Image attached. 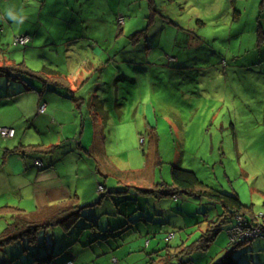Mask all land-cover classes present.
Listing matches in <instances>:
<instances>
[{
  "label": "rangeland",
  "instance_id": "1",
  "mask_svg": "<svg viewBox=\"0 0 264 264\" xmlns=\"http://www.w3.org/2000/svg\"><path fill=\"white\" fill-rule=\"evenodd\" d=\"M1 2L0 64L12 59L33 71L59 70L70 86L0 75V124L19 122L18 130L27 126L36 116L28 121L24 117L32 110L31 93H40L45 95L42 102L50 104L42 116L50 115V128L33 131L34 137L27 139L55 143L60 123H65L62 141L68 145L62 148L74 147L92 167L99 163L113 174L107 179L99 173L96 187L102 183L105 190L97 189V198L108 191L115 172L120 176L117 190L131 183L150 188L171 183L172 166L178 165L194 171L205 187L237 194L248 205L246 215L264 223V34L258 31L262 26L264 33V0ZM8 9L17 20L6 15ZM20 35L34 41L16 43ZM72 96L84 98L80 107ZM90 101L99 106L96 114L87 115ZM54 105L56 116L50 112ZM5 140L0 136V173ZM87 179L85 173L83 181ZM2 185L0 181V191ZM135 193L111 192L101 210H146L142 195ZM148 199L145 216L150 221H136L142 235L134 229L125 235L126 244L117 251L120 264H144L150 253L160 261L154 264L170 258L180 259V264H214L230 242L239 241L237 233L230 236L225 222L207 247L191 252L209 222L222 221V204L196 193H183L178 201L170 196ZM7 200L0 195V206ZM171 207L182 211L172 214ZM139 214L135 210L131 216L137 219ZM230 215L226 211L224 217ZM244 215L235 218L246 222ZM91 216L88 209L82 212L72 229L76 235L82 232V242L69 250L64 251L71 237L55 226L40 230L35 241L22 238L2 246L0 264H46L33 261L44 258L52 245L59 254L57 264H66L70 252H79L77 264H111L109 254L96 257L100 252L93 255L87 246L93 232L86 228V218L92 221ZM5 226L0 217V231ZM258 235L244 236L246 242L233 250L240 263L264 264V236Z\"/></svg>",
  "mask_w": 264,
  "mask_h": 264
},
{
  "label": "crops",
  "instance_id": "2",
  "mask_svg": "<svg viewBox=\"0 0 264 264\" xmlns=\"http://www.w3.org/2000/svg\"><path fill=\"white\" fill-rule=\"evenodd\" d=\"M1 1L4 2V0H0V10H3ZM2 15L3 13L0 14V16ZM30 40L34 41V39L32 38ZM9 62H13V60L11 59L9 60ZM32 86H36V83H33ZM24 88L25 87H23L22 89L25 90ZM11 89L12 86L8 88L7 92H10ZM15 94L17 93H14V95ZM31 94L33 95L31 103L32 110L31 113H26L24 117H26L28 121L30 118H33L32 114H35L36 116H34L31 122L29 121V124L27 126H24V128H22L21 130H18L19 122H8L7 124H0L2 126H10L15 129V135L13 137L6 138V140L1 143L3 148L1 169H3V171L0 173V181H3V185L0 191V195L5 196V198L6 196H8V200L4 205L18 206L27 210L28 212H31L36 210L37 208L52 205L77 196L81 204L86 205L87 207L85 208H89L90 211L93 212L91 219H95L97 223V230H95L96 232L93 233V236L87 244V246H90L92 254L95 255L96 253L100 252L96 255V257H98L107 253L112 257L111 261L113 260V258H116L118 264H120L121 259L117 257V251L126 244L127 239L124 238L125 235L129 233V231H126L120 235V227L125 225L126 222L129 221V219L133 220V222L129 221V223L135 225L133 224L135 218H133L132 216H130L129 219L126 218V216L123 215L125 213V209L119 211L101 210V205H104V203H106V199L104 198V196H107L109 194L106 193L105 195L103 194L99 198H97L96 190L98 189V187H96V185L97 182L100 181L99 173H106L105 177H108L107 179H110V176L113 174L107 172L106 167L101 166L99 163L96 165L94 164V166L92 167L88 163L89 160L87 159V157L82 155L77 149H74V147L66 149L62 148L67 147L68 145L67 141H62V136H65L66 133V127L63 125L65 123H60L61 131H59V133L61 135L58 141H55V143H50L53 141L47 142L44 140L34 141L37 139H27L28 136L34 137L33 131L40 133L42 130L47 131L50 128L49 122L47 121L50 115H47L44 118L42 117L44 114H46L50 104L45 102V111H37L36 113V109L39 108L40 103L44 101L45 95L35 92H32ZM74 102L78 107H80L82 100L79 102ZM88 103L90 113L88 110L86 111H88L87 115H90L93 114L91 109L92 102L90 101ZM29 105L30 103L27 104V109ZM50 107L51 114H54L56 116V105ZM68 118H70V116ZM71 119V122H77L76 118L71 117ZM52 120L54 121L55 119L53 118ZM81 130V133L86 131L85 124H82ZM45 144L49 146H46ZM34 146L42 147V150H30V148ZM4 150L7 151L5 155ZM36 151H41L42 153H35ZM86 152H90V149H88ZM36 159H40L43 162L42 167H39L36 164ZM85 173L88 176L87 181H83ZM114 174H116L115 176H113L114 182L111 183L110 186L107 185L109 183H106V181L104 180L105 184L109 186V188H117L115 180L120 176L116 172ZM130 186H134L133 183H131ZM136 187L141 188L142 185H136ZM142 188H149V186ZM143 199L144 201H146L144 197ZM89 203H92L93 206H88ZM137 207L138 206H136V208ZM145 209L147 210L146 207ZM126 211L128 212V214L133 213V211H129L128 208H126ZM117 215L121 217H118ZM105 216L110 217V219L108 220V222H101V220H103V217ZM136 229L138 233L142 235L140 226H136ZM122 231L123 230H121V232ZM108 234H113L115 236H111L108 240H103V238ZM146 244H148V241ZM151 245L152 244L150 241L149 246ZM68 255L72 256L71 258L74 261L73 264H77L80 260L79 252H70L68 253ZM57 263L58 262L56 261L54 264Z\"/></svg>",
  "mask_w": 264,
  "mask_h": 264
},
{
  "label": "trees",
  "instance_id": "3",
  "mask_svg": "<svg viewBox=\"0 0 264 264\" xmlns=\"http://www.w3.org/2000/svg\"><path fill=\"white\" fill-rule=\"evenodd\" d=\"M261 29L263 30L262 26H259L258 31H260L261 34H264L262 33ZM259 37L260 38L258 40V44L259 46H261V44L263 43V36L260 35ZM0 74L6 75L8 77H13L16 80H23L25 77H36L40 81H43L44 84L54 83V84L70 86V84L67 83L66 75L62 74L59 70H55L52 68H44L42 71L39 70L33 71L30 70L24 62L23 63L16 61L9 62L7 60H4V62L0 64ZM48 78L50 79V82ZM70 91L73 92L74 90L70 89ZM72 98H74V96H72ZM78 99H80V101L82 100V98H74L75 101H77ZM97 106L98 104H96L95 102L91 103V109L95 110V112H93L92 110L93 114H96ZM104 118H106L105 114H104ZM34 147H31L30 150H35ZM171 176H172L171 183H156L153 185V187L150 188H142V187L140 188L130 185L123 186L121 187L122 189H118V190H117L118 187L108 188V191L105 192L104 195L106 193L111 194V192L123 193L125 191H130V190L133 193H135L134 189H136L138 190V192L135 194L136 195L142 194L143 197L145 198L146 201L144 202V205H146L145 206L146 208L150 204V201H148L149 200L148 197L159 199V198H164L166 196L168 197L170 196L173 197L175 201H178V198L181 197L183 193H186L188 195H192L193 193H196L198 195H206L215 199V201H219L224 207L223 218L220 219L222 221L218 222L217 219L210 221L208 229H206L202 233V235L199 237V240L193 241V244L198 243V247H195L193 250H190L191 252H193L195 249H201L207 247L209 243L215 239L217 233L220 231L221 224L228 222L229 231L232 227H235L236 223H238L239 221L238 219L236 220L235 218L237 215L245 214L244 217L247 219L246 222L248 223V225L257 226V227L259 226L260 229L262 230L259 233L260 235L258 236H264V223L263 224L260 223L257 219V216L248 217L246 215L247 212H249L247 211L248 205H245L237 194L230 195L208 185L205 187V184L199 180L198 176L194 171L182 168L178 165L172 166ZM99 184L104 187L102 183ZM99 184L97 187H99ZM137 200L139 199L137 198ZM88 206L92 207L93 204L89 203ZM85 207L87 206L81 204L77 196L71 197L70 199L52 205H47L41 208H37L36 210L31 212H28L27 210L14 205L0 206V217L5 219V225H6L5 228L2 231H0V248L11 241H17L22 238H28L30 241H35L36 236L38 235L40 230H46L55 226H60L62 230L66 232L69 235V237H71L70 238L71 241L68 247L64 249V251H67L68 249L71 248L72 244H75L76 242H82L81 241L82 232L76 235L74 234L76 232L73 231L72 229L76 227L79 220L81 219L82 212H84V210L87 209ZM140 209L141 208L139 207L135 209L140 213L138 215V218L135 219L133 223L135 225L129 223V221L133 222V220L129 219L132 213L130 215L124 213V215L126 216V218L129 219V221H127L125 225L120 227L121 230H123L122 232L121 230L119 231L120 235L126 231L131 232L133 229L137 230L136 221L139 220L140 218L141 220L146 222L150 221L145 216L147 210L141 211ZM135 210H133V213L135 212ZM180 211L182 210H180L179 207H175V209L174 207L170 208V213L172 214L175 212L178 213ZM226 211H228L231 215L224 217ZM88 212H91V215L93 213L92 211H90L89 208H88ZM86 220L90 221V224L86 228L89 227V229H91L92 232L95 233L96 232L95 230H97V224L95 223L96 220L94 219L91 221L88 217L86 218ZM111 236H115V235L108 234L103 238V240H108ZM167 236H166V240L167 242H169L171 238L174 237V232H173V236L170 239H168ZM245 242L246 240L243 239L239 241L230 242L231 246L228 249V251L222 256V258L219 261H217L214 264H242L240 263L239 259L234 256L233 250L237 246ZM49 248L50 249L48 251V254L44 258H38L33 262L38 261L46 264L47 263L54 264L55 263L54 258L59 254L53 253L52 250H54V245H52V247ZM153 252H157V251H153ZM152 254L151 253L149 254V256L150 255L151 256L150 258H146L144 264H154V261L160 262L159 260L154 259L153 258L154 256ZM71 257L72 256L69 255V258L66 260V262L72 260ZM178 260L179 262H177ZM178 260L176 261L174 258L166 259L164 264H180V259ZM162 263L163 262H161L160 264Z\"/></svg>",
  "mask_w": 264,
  "mask_h": 264
},
{
  "label": "built area",
  "instance_id": "4",
  "mask_svg": "<svg viewBox=\"0 0 264 264\" xmlns=\"http://www.w3.org/2000/svg\"><path fill=\"white\" fill-rule=\"evenodd\" d=\"M2 29V28H0ZM30 41V38L27 35H20L17 36L15 39L16 43H20V44H27ZM46 108V103L42 102L40 103V106L38 108V110L40 112H44ZM15 135V129L12 127H8V126H0V136L5 137V138H10L13 137ZM36 164L39 167L43 166V162L40 159H36L35 160ZM99 190L103 191L104 187L102 185L99 184L98 187ZM230 236H232L233 232L237 233V235H239V240L243 239L244 236H254V235H258L260 233V227L258 226H249L247 222H243L240 218L238 223H236L235 227H232V230L230 229ZM173 236V233H169L167 238L170 239ZM234 240V237L232 238V241ZM237 241V240H235ZM66 264H73L72 260H69L66 262ZM112 264H117V260L113 259L112 260Z\"/></svg>",
  "mask_w": 264,
  "mask_h": 264
},
{
  "label": "clouds",
  "instance_id": "5",
  "mask_svg": "<svg viewBox=\"0 0 264 264\" xmlns=\"http://www.w3.org/2000/svg\"><path fill=\"white\" fill-rule=\"evenodd\" d=\"M6 15H7L9 18L13 19V20H17V16H16V14L14 13V11H13L12 9H8V10L6 11ZM113 259H116V258H113Z\"/></svg>",
  "mask_w": 264,
  "mask_h": 264
}]
</instances>
